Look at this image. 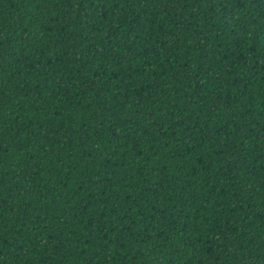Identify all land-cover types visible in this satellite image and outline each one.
Segmentation results:
<instances>
[{"label":"trees","instance_id":"16d2710c","mask_svg":"<svg viewBox=\"0 0 264 264\" xmlns=\"http://www.w3.org/2000/svg\"><path fill=\"white\" fill-rule=\"evenodd\" d=\"M0 264H264V0H0Z\"/></svg>","mask_w":264,"mask_h":264}]
</instances>
